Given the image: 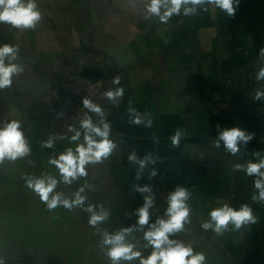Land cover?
I'll use <instances>...</instances> for the list:
<instances>
[{
    "label": "crops",
    "instance_id": "crops-1",
    "mask_svg": "<svg viewBox=\"0 0 264 264\" xmlns=\"http://www.w3.org/2000/svg\"><path fill=\"white\" fill-rule=\"evenodd\" d=\"M35 3L41 19L34 28L0 22V33L25 55L5 56V66L23 70L0 88V128L19 121L30 148L28 155L0 163L3 264H112L103 236L124 228L133 229L126 242L147 258L153 248L144 233L157 219H167L168 196L177 187L189 191V215L202 228L208 213L224 205L248 206L255 222L239 229L229 223L222 233L203 228L207 235L188 217L170 239L202 253L203 264H264V200L255 187L260 177L244 170L264 159V78L258 79L264 70V0H234L231 16L211 0L189 3L166 22L148 11L150 0ZM185 7L194 11L186 15ZM5 45L0 39V47ZM85 66L97 68L106 86L124 94L99 104L102 115L91 114L94 124L110 125L115 148L102 162L86 165V176L66 184L49 161L84 143V130L73 141L74 134L50 124L49 112L54 91L62 92L59 86ZM117 76L119 84L113 83ZM137 114L138 125L132 123ZM231 128L252 136L238 141L235 155L223 141L216 146L221 132ZM49 139L52 147L45 146ZM133 153L137 160L129 159ZM146 156L151 160L144 166L155 178L141 170ZM46 176L58 180L53 194L72 201L79 192L83 206L49 209L27 184L28 178ZM145 186L151 192L136 190ZM146 197L153 203L148 224L140 226L138 209ZM89 205L108 218L91 226L92 213L84 210ZM119 264H140V258Z\"/></svg>",
    "mask_w": 264,
    "mask_h": 264
},
{
    "label": "clouds",
    "instance_id": "clouds-1",
    "mask_svg": "<svg viewBox=\"0 0 264 264\" xmlns=\"http://www.w3.org/2000/svg\"><path fill=\"white\" fill-rule=\"evenodd\" d=\"M203 2L204 0H150L148 11L160 16L161 21L166 22L173 14L179 13L182 5L189 3L195 5ZM211 2H214L221 9L226 10L230 16L233 15L234 0H211ZM236 2L238 3L239 0H236ZM161 7L165 8L163 14L160 12ZM193 11V8L185 7L184 9L186 15ZM40 19L41 14L37 10L35 0H27V3H24L23 0H0V22L11 23L18 28H34ZM15 52L16 49L7 45L0 47V88L10 86L12 83L11 76L23 70L11 63L5 66V56L11 54L10 58L14 59ZM262 55H264V49H262ZM260 78H264V70L260 72L258 79ZM119 82L118 76L113 79V83L119 84ZM123 94V88H117L115 91L109 90L105 93L109 100L122 97ZM83 105L90 111L102 115L100 106L94 104L92 101L84 99ZM130 111H134V109H130ZM132 123L137 125L142 123L138 114ZM101 125L94 124L90 117L83 119L80 127L84 130V143L78 144L75 150L72 148L66 149L58 158L50 159L49 163L58 169L64 183L71 184L77 177L86 176V165L102 162L115 148V144L109 139L110 125L104 121H101ZM20 127L19 121L13 120L6 123L3 128H0V163L5 159L14 161L30 153V148ZM69 131H72V129L70 128ZM80 135L81 133L77 131L72 136V140H79ZM171 139L173 145H177L180 139V132L178 131ZM251 139V135H246L239 128H231L221 132L216 146L219 147V141H223L226 149L235 155L238 151V141L247 143ZM45 146L52 147V140L49 139L45 142ZM129 159L135 160V153ZM149 160H151V157L146 156L144 160L140 161L141 170L145 162ZM237 168H244V166L237 165ZM261 169H264V159H261L258 164L249 163L244 168L247 175L260 177V179L255 181V187L259 190V199L264 200V171H261ZM152 174L155 175V172ZM139 178L138 172L137 179ZM27 184L28 187L40 196L42 201L47 203L49 209H53L60 204L68 208L83 206L85 198L80 196L79 192L76 193L75 199L72 201L62 199L60 193L53 194L58 180L52 176L28 178ZM136 190L141 193L151 192V188L147 186L143 188L137 187ZM80 191L82 192L83 188ZM50 194H52L51 198ZM189 195V191L183 187H177L175 191L169 194L168 207L166 209L167 219H157L150 226V229L144 233V239L153 248L152 253L147 258L142 257L139 251L133 250L135 245L126 242V236L133 231L132 228H124L115 234L105 232L102 243L110 246L106 254L112 261V264H119L121 260L132 261L138 257L140 258V264H203L205 257L202 253H194L190 245H185L182 242L169 238L170 235L182 231L184 224L188 222L190 209L187 200ZM253 199H257V197L254 195ZM152 203V197H146L144 205L138 209V224L140 226L148 224V209L152 206ZM84 210L92 213L89 224L93 227L108 218L107 212L102 211L97 214L91 205ZM208 215L210 221L204 223L203 228H213L216 233H222L227 230L229 223L236 229H239L243 224L255 222V217L252 215L251 209L246 205L242 206L239 210H234L232 207L224 205L212 209ZM0 264H3L2 260H0Z\"/></svg>",
    "mask_w": 264,
    "mask_h": 264
},
{
    "label": "built area",
    "instance_id": "built-area-1",
    "mask_svg": "<svg viewBox=\"0 0 264 264\" xmlns=\"http://www.w3.org/2000/svg\"><path fill=\"white\" fill-rule=\"evenodd\" d=\"M63 87L69 93L80 98V101L72 99L57 106L56 101L61 99L62 94L59 90H55L48 120L58 130L75 135L77 131L80 133L82 131L81 121L91 118L92 114V111L84 107L83 100L88 99L96 105L107 102L109 99L105 93L111 89L106 86L101 77L94 80L81 74L69 76ZM70 128L72 131H69Z\"/></svg>",
    "mask_w": 264,
    "mask_h": 264
},
{
    "label": "water",
    "instance_id": "water-1",
    "mask_svg": "<svg viewBox=\"0 0 264 264\" xmlns=\"http://www.w3.org/2000/svg\"><path fill=\"white\" fill-rule=\"evenodd\" d=\"M0 39L3 40L6 44H8L10 47L16 49V52H18L20 55H24L15 45H13L8 39H6V37H4V35H2V33H0ZM41 72H43V71H41ZM99 74H100V72L98 71L97 68L91 67V66H85L83 68V70H82V74L81 75H83L85 77H89V78L95 80V79L100 78ZM59 87H60V90L62 91L63 94L61 96V99L59 101H56V105L57 106L63 105V104H65L67 102V98H66L65 94H69L74 100L80 101V98H78L77 96L69 93L66 89H64L63 86H59ZM110 133L114 136V133L111 130H110ZM115 138L117 139L116 136H115ZM122 146L125 147L123 144H122ZM136 160H137V158H136ZM143 167L147 170V172L151 175V177L155 178L154 175L145 166H143ZM189 217H191L194 220V222L208 235V233L201 227V225H199V223L192 216L189 215Z\"/></svg>",
    "mask_w": 264,
    "mask_h": 264
},
{
    "label": "trees",
    "instance_id": "trees-1",
    "mask_svg": "<svg viewBox=\"0 0 264 264\" xmlns=\"http://www.w3.org/2000/svg\"><path fill=\"white\" fill-rule=\"evenodd\" d=\"M62 93V92H61Z\"/></svg>",
    "mask_w": 264,
    "mask_h": 264
}]
</instances>
